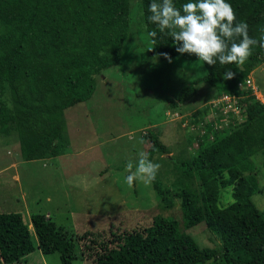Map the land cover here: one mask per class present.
<instances>
[{
	"label": "trees",
	"instance_id": "trees-1",
	"mask_svg": "<svg viewBox=\"0 0 264 264\" xmlns=\"http://www.w3.org/2000/svg\"><path fill=\"white\" fill-rule=\"evenodd\" d=\"M140 5L160 59L182 55L205 67L201 78L168 99L165 111L197 94V81L217 89L210 101L226 93L239 96L240 121L233 116L225 129L205 122L193 150L173 161L177 175L170 186L150 173L163 203L170 206L171 195L180 200L183 227L204 222L220 245L200 247L177 219L156 215L148 226L84 246L98 244L93 264H264V212L252 198L259 186L251 159L264 156V103L251 88H237L264 62V0H140ZM129 13L128 0H0V133H16L23 160L63 152L69 140L65 110L89 99L97 78L120 62ZM205 114L199 110L202 118ZM160 134L147 135L148 159L169 153ZM228 187L233 201L220 206L221 189ZM30 220L0 212V263L40 249L72 264L76 243L68 231L45 214Z\"/></svg>",
	"mask_w": 264,
	"mask_h": 264
},
{
	"label": "rangeland",
	"instance_id": "rangeland-1",
	"mask_svg": "<svg viewBox=\"0 0 264 264\" xmlns=\"http://www.w3.org/2000/svg\"><path fill=\"white\" fill-rule=\"evenodd\" d=\"M128 1L129 27L120 62L97 78L89 99L65 110L69 140L63 152L23 160L16 133H0V212H19L28 224L32 214L48 215L75 239L72 264H93L91 254L98 244H91L90 249L84 246L91 239L108 242L115 232L150 225L156 215L177 219L181 230L191 234L200 247L220 245L204 222L184 228L180 200L171 195L172 204L163 203L150 176L153 171L170 186L177 175L173 161L193 150L206 129L205 122L227 127L224 117L217 120L222 110L210 104L217 89L197 81V94L178 109L165 111L168 99L201 78L205 67L200 59L182 55L160 59L147 33L140 0ZM249 76L253 93L264 103V62ZM202 108L204 118L199 115ZM237 115L235 122L241 119ZM157 130L169 153L148 159L151 143L147 135ZM251 159L259 186L252 198L264 212V156L256 153ZM232 201L230 187L222 188L218 204L226 206ZM29 228L36 239L31 224ZM85 232L88 237L77 241V235ZM12 264L61 261L58 252L44 254L35 249Z\"/></svg>",
	"mask_w": 264,
	"mask_h": 264
},
{
	"label": "built area",
	"instance_id": "built-area-1",
	"mask_svg": "<svg viewBox=\"0 0 264 264\" xmlns=\"http://www.w3.org/2000/svg\"><path fill=\"white\" fill-rule=\"evenodd\" d=\"M252 87H253L252 86V80H251L250 76H248L246 79H244V81H241L237 84L238 89L239 88H252ZM238 98H239V96L236 95L235 93L234 94L226 93V94H223L221 97L211 101V103H210V104H212L211 107L213 106V108H215V109L222 110L220 119L222 121V119L224 117V120H225V121H223L225 123L224 126L228 125V123L230 121V117L232 116V114H233V116H236L237 114L239 115L241 110H240L239 105L237 103Z\"/></svg>",
	"mask_w": 264,
	"mask_h": 264
},
{
	"label": "crops",
	"instance_id": "crops-1",
	"mask_svg": "<svg viewBox=\"0 0 264 264\" xmlns=\"http://www.w3.org/2000/svg\"><path fill=\"white\" fill-rule=\"evenodd\" d=\"M68 138H69V135H68ZM15 179H17V178H15ZM48 216V215H47Z\"/></svg>",
	"mask_w": 264,
	"mask_h": 264
}]
</instances>
